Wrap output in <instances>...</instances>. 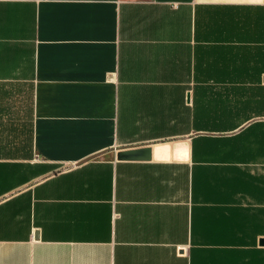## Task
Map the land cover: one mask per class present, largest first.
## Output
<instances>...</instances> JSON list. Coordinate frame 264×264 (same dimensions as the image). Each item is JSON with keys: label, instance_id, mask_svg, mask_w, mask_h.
I'll return each instance as SVG.
<instances>
[{"label": "crops", "instance_id": "1", "mask_svg": "<svg viewBox=\"0 0 264 264\" xmlns=\"http://www.w3.org/2000/svg\"><path fill=\"white\" fill-rule=\"evenodd\" d=\"M28 108L0 264H264V0H0V126Z\"/></svg>", "mask_w": 264, "mask_h": 264}, {"label": "rangeland", "instance_id": "2", "mask_svg": "<svg viewBox=\"0 0 264 264\" xmlns=\"http://www.w3.org/2000/svg\"><path fill=\"white\" fill-rule=\"evenodd\" d=\"M27 113L25 114L24 124L27 125L25 130L20 128L19 133L17 132V128L9 127L7 125L0 126V154L2 155H12L17 154L19 150H23V152L28 155L29 150L31 149V144L29 142L30 139V128L28 125L30 124V111L27 109ZM20 135V140H25V142L21 143H12L11 140H15L17 135Z\"/></svg>", "mask_w": 264, "mask_h": 264}, {"label": "water", "instance_id": "3", "mask_svg": "<svg viewBox=\"0 0 264 264\" xmlns=\"http://www.w3.org/2000/svg\"><path fill=\"white\" fill-rule=\"evenodd\" d=\"M118 158L121 160H147L150 158V150H145L143 152H134V153H120ZM39 234H36V238H38Z\"/></svg>", "mask_w": 264, "mask_h": 264}]
</instances>
